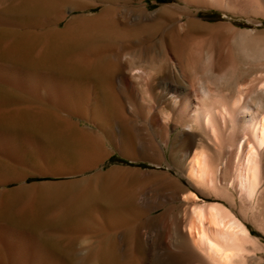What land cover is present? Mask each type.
Wrapping results in <instances>:
<instances>
[{
  "label": "bare ground",
  "instance_id": "obj_1",
  "mask_svg": "<svg viewBox=\"0 0 264 264\" xmlns=\"http://www.w3.org/2000/svg\"><path fill=\"white\" fill-rule=\"evenodd\" d=\"M150 1L0 0V28L39 36L45 50L28 71L0 36V127L35 125L60 169L103 162L104 139L155 167L35 185L13 213L24 217L34 199L55 209L60 223L42 236L79 240L82 264H264L247 226L264 233V0ZM11 8L27 17L12 21ZM85 114L96 131L70 118ZM59 253L34 244L30 254L70 264Z\"/></svg>",
  "mask_w": 264,
  "mask_h": 264
},
{
  "label": "rangeland",
  "instance_id": "obj_2",
  "mask_svg": "<svg viewBox=\"0 0 264 264\" xmlns=\"http://www.w3.org/2000/svg\"><path fill=\"white\" fill-rule=\"evenodd\" d=\"M150 2H151L150 7L152 9H157L162 6L172 4L174 0H156L155 2L154 0H151ZM94 12H96V10H94ZM21 13H22L21 11H16L15 9L11 8L7 10L4 14L7 17H9L12 21L18 22L19 20L21 21V19L27 17L24 16L23 13L22 14ZM81 13L82 12L78 11V12H73L72 14H81ZM202 14H203L202 16H205L204 17L205 19L206 17H212L214 19H219V18L223 19L224 17L223 15L218 14L216 12H204ZM1 30L3 29L0 28V36L10 35L9 37L16 42L15 48L17 47V50L19 51V53H21L20 56H23L24 59L26 58V60L20 59L21 61L18 62L15 60V56H14L11 62L15 64L17 62L18 65L19 64L23 65L28 69V71H33V72L37 71L38 68L35 65V63L34 65L33 63L31 64L29 63L30 61H32L31 59L33 58L32 56L34 55L35 51L41 49H43V52L45 51L43 48L44 46L43 39L39 36H35L32 37L33 39L32 41H30L28 39V35L25 33L16 32L15 30L14 31L12 30L10 32H6L4 30L1 31ZM36 31L40 32V29H37ZM16 39L18 40L20 39V40L18 41ZM19 53H17V56H19ZM35 102H30V104L35 107L36 105H38V103L36 102L37 103L36 104ZM87 115L88 114H85V116L83 117L73 116L70 118H72L74 121H76V123H78V127L80 129L86 128L87 130L92 129V131H96V127L92 123L90 115L89 117ZM30 119L31 118H28L29 123H30ZM87 122L88 123L90 122L89 125ZM31 124L32 123H30L29 125H23L22 127H16V128L15 127L6 128L5 126H1L2 128L0 127V168H1L0 169V253H1L0 264H37V262L34 259V256L30 254L32 253L34 244L36 245L44 244L46 246H49V248H51L53 251L57 253L60 252L59 254H64L68 256L70 259V264H82V261L78 254L79 240L76 241L77 243H75V240L77 239L67 238L62 240H55L42 236L43 233H47V234L51 233L53 231V228L60 223L59 220L51 219L50 217L51 215L54 214L53 212L55 209L52 210L48 208L47 210V206L44 201L39 199L37 200L34 199L30 201L29 204L30 208L28 210L29 212L27 211L25 216L24 217L22 216L23 218L13 213L15 212V210L19 209L22 200H24L26 196L37 194L36 193L37 190H32L30 189V187L35 185L40 186L45 183H63L68 181L80 182L83 180H90L99 173L107 172L112 167L131 166L136 168H142L143 170L154 169L155 167L151 166L148 163H140V162L133 163L126 160L109 143H107L106 139H104L103 140L105 141L103 142L104 148L108 149L109 151L111 150L110 151L111 154L108 157H105V159L103 158L104 160L103 159L101 160L103 162L99 161L96 165L92 166L90 169L79 170L78 168H76L74 161L67 160V162H65V164L60 169L59 167H57V164L55 162V157L51 152L53 148H51L46 143H44L45 141H43L42 137L39 135V129H37L35 125L33 124L31 125ZM50 134L52 135V132ZM162 169L167 170L165 166H163ZM172 173L173 175H175L174 172ZM1 179L3 180L1 181ZM5 181L7 182L6 184L3 183ZM184 184L186 185L187 183L184 181ZM92 189L93 188H90L89 191L93 192ZM88 200L89 202H91V199ZM7 203L9 204L8 207L10 211H12L13 220L11 218L10 219L4 218L2 215V211L5 212V209L6 210L8 209L5 208V205ZM35 205L37 206L36 207L37 209L39 207L38 210H36V208L34 209ZM162 211L163 209H160L157 212H155L154 215H158V214L160 215ZM42 213H46V214L44 215ZM28 215H30V217ZM33 215L34 217H32ZM31 220L32 222H34L33 223V227L35 226L34 228H32V225H30L32 224ZM35 223L36 224L39 223V224L35 225ZM47 226L48 228L50 227L51 228L48 230V228H46ZM247 226L250 229L252 235L258 238L261 241V243L264 244V233L260 232L249 222H247ZM9 232H12L15 236H17V238H13L12 240L7 239L6 235L9 234ZM26 236H30V239L26 240L25 239ZM37 236L39 237L37 238ZM47 239L48 242L46 241ZM60 247H62L63 249L65 248L64 250H62L63 252L61 251ZM18 248L28 252L27 255L24 256L22 255L23 258H21L20 256L19 258L17 255H14L15 250ZM139 253L143 254L145 252L143 250H140ZM17 257L18 259L14 260Z\"/></svg>",
  "mask_w": 264,
  "mask_h": 264
}]
</instances>
